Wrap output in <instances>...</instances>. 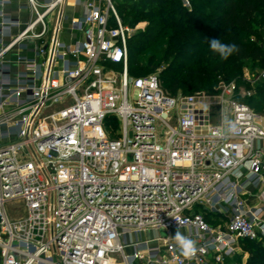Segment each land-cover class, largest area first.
<instances>
[{
    "label": "built area",
    "instance_id": "2783aa9c",
    "mask_svg": "<svg viewBox=\"0 0 264 264\" xmlns=\"http://www.w3.org/2000/svg\"><path fill=\"white\" fill-rule=\"evenodd\" d=\"M26 1L25 28L0 48V264H226L264 242V116L244 102L264 70L249 89L170 95L157 73L129 75L134 29L114 0H76L73 44L59 36L67 0ZM53 15L10 81L4 55L46 37Z\"/></svg>",
    "mask_w": 264,
    "mask_h": 264
},
{
    "label": "trees",
    "instance_id": "16d2710c",
    "mask_svg": "<svg viewBox=\"0 0 264 264\" xmlns=\"http://www.w3.org/2000/svg\"><path fill=\"white\" fill-rule=\"evenodd\" d=\"M195 1L213 13L204 15L194 3L191 12L185 8L178 11L176 0H170L168 5L159 6L152 13L144 11L145 6L152 10L156 8L151 2H142L141 6L133 2L123 7L126 16H137L139 22L144 14L148 20L145 30L133 37L135 41L130 42L129 39L128 42V72L131 77H145L163 67L160 79L166 92L170 95H178L179 92L192 95L198 92L213 93L220 79L227 83L235 80L237 85L242 86L245 82L241 79L245 62H252L260 71L264 70L260 21L264 16V0H219L217 4L208 0ZM116 8L124 18L118 6ZM136 23L131 17L127 24L133 26ZM210 23L214 27L204 29ZM212 39L235 44L239 52L222 60L210 48ZM245 88L249 89L250 86ZM244 102L257 113H264V81L256 85L255 94L244 99ZM242 246L245 251L253 253L264 248V242L244 241ZM252 259L248 264H253Z\"/></svg>",
    "mask_w": 264,
    "mask_h": 264
},
{
    "label": "crops",
    "instance_id": "0c3cea01",
    "mask_svg": "<svg viewBox=\"0 0 264 264\" xmlns=\"http://www.w3.org/2000/svg\"><path fill=\"white\" fill-rule=\"evenodd\" d=\"M46 0H41L45 2ZM83 1V0H81ZM82 14V3L76 0H67L65 5V21L62 23L60 39L73 44L77 35L71 30L69 24L73 18ZM29 18L28 4L26 0H0V48L12 43L13 40L23 31ZM55 15L49 27V32L42 40H24L16 43L3 57L2 64L8 68L6 75L8 79H16L17 75L23 71V62L36 59L37 52L41 45L47 43L54 28ZM18 22L12 25L9 22Z\"/></svg>",
    "mask_w": 264,
    "mask_h": 264
},
{
    "label": "rangeland",
    "instance_id": "374dc122",
    "mask_svg": "<svg viewBox=\"0 0 264 264\" xmlns=\"http://www.w3.org/2000/svg\"><path fill=\"white\" fill-rule=\"evenodd\" d=\"M153 1H155L156 3H152ZM211 1V3L213 4H217L219 2V0H208ZM115 5L118 6V10L123 13V16H125L124 18H122L123 22L131 27L132 29H134V32L131 34L130 37V42L131 41H135L134 40V36L137 35L138 33L142 32L145 30V28L148 26V20L145 19L144 14L141 15L142 20L138 22L139 18L137 16H126V11L123 9V7H126V5H130L133 2H137L138 6H141L142 2H151V4L153 5V7L155 9H148L145 6V10L146 13H152L155 12L156 9L159 8V6L162 5H168L170 0H114ZM177 4H178V11L179 8H185L186 10H188L189 12H191V10H193L192 4L194 3L196 6V9H198V11H201L204 15H209L211 13H213L211 10L205 9L200 7L199 3H197L195 0H176ZM121 5H125V6H121ZM195 10V9H194ZM131 17H133L134 22H137L135 25L130 26L127 23H129ZM261 35L264 41V16H261ZM202 26V24H200V27ZM210 27H214V24L210 23V24H206L204 29H208ZM216 27V26H215ZM250 39H253V37H251ZM264 47V44H263ZM162 70L163 67H160L159 69H156L153 73H157L160 77L162 74ZM259 68L257 67L256 64L252 63V62H245L242 66V81H245L244 84L242 85L243 87H246L247 85H249V83L246 81V79H249L253 76H257L259 74ZM152 74V73H151ZM219 82H225L227 83V81H225L224 79H220ZM218 82V83H219ZM231 82H235V80H231L229 81ZM163 85V84H162ZM209 93V92H208ZM178 94H183L182 92H179ZM262 115L264 116V113L261 112ZM19 205H16L15 207L10 208L9 210V214L11 216H15V214H18L20 211V214H23V209L22 207L18 208ZM161 236H165V233L162 232ZM174 236V234H173ZM145 236H143V238H145ZM129 249L126 250L127 253H129ZM254 256V258H253ZM253 258V259H252ZM253 260V264H264V248L260 249V250H255L252 252L250 251H245L244 249L238 253V255H236L229 263L227 264H248L249 260Z\"/></svg>",
    "mask_w": 264,
    "mask_h": 264
},
{
    "label": "clouds",
    "instance_id": "9594fccd",
    "mask_svg": "<svg viewBox=\"0 0 264 264\" xmlns=\"http://www.w3.org/2000/svg\"><path fill=\"white\" fill-rule=\"evenodd\" d=\"M209 44L211 50L218 53L222 60H227L233 53L239 52L237 45L222 43L220 39H212ZM221 132L226 136L236 135L238 133L237 124L232 120H225ZM173 239L180 253L185 258L191 259L196 255L198 249L195 240L189 236L181 234L179 230L176 232ZM6 264H13V262L9 260L6 261Z\"/></svg>",
    "mask_w": 264,
    "mask_h": 264
}]
</instances>
